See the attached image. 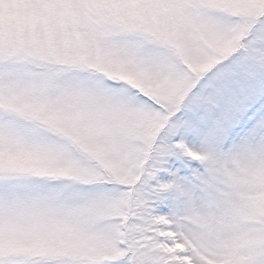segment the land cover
I'll return each mask as SVG.
<instances>
[{
    "label": "snow or ice",
    "instance_id": "1",
    "mask_svg": "<svg viewBox=\"0 0 264 264\" xmlns=\"http://www.w3.org/2000/svg\"><path fill=\"white\" fill-rule=\"evenodd\" d=\"M0 264H264V0H0Z\"/></svg>",
    "mask_w": 264,
    "mask_h": 264
}]
</instances>
